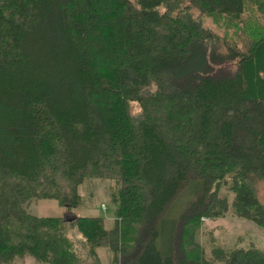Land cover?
<instances>
[{
  "label": "trees",
  "instance_id": "1",
  "mask_svg": "<svg viewBox=\"0 0 264 264\" xmlns=\"http://www.w3.org/2000/svg\"><path fill=\"white\" fill-rule=\"evenodd\" d=\"M95 179L108 226L24 206ZM227 210L264 227V0H0V264H264L197 241Z\"/></svg>",
  "mask_w": 264,
  "mask_h": 264
},
{
  "label": "rangeland",
  "instance_id": "2",
  "mask_svg": "<svg viewBox=\"0 0 264 264\" xmlns=\"http://www.w3.org/2000/svg\"><path fill=\"white\" fill-rule=\"evenodd\" d=\"M206 23L212 24L210 20L205 19ZM137 110V105H132V112ZM91 191L93 198L87 202L84 195L81 205H71L64 207L58 205L51 198H30L25 203V208L36 215H62L65 219L69 216L79 214H103L106 215L104 225L110 223L111 213L108 205V186L107 181L95 179ZM224 189H221L223 192ZM230 194V193H228ZM180 204V198L178 201ZM213 238L217 243L225 247H242L254 246L264 250V227L247 218L234 215L227 210L223 216L215 218L203 217L197 229L196 239L208 251L207 243ZM104 264H107V255L102 256ZM10 264H42L37 262L29 254L14 257Z\"/></svg>",
  "mask_w": 264,
  "mask_h": 264
}]
</instances>
